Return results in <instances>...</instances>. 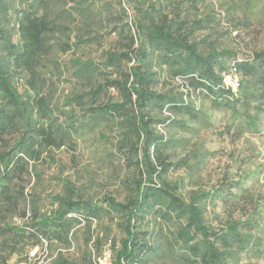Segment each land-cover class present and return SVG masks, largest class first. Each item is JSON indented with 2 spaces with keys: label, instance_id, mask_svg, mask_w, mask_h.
<instances>
[{
  "label": "trees",
  "instance_id": "trees-1",
  "mask_svg": "<svg viewBox=\"0 0 264 264\" xmlns=\"http://www.w3.org/2000/svg\"><path fill=\"white\" fill-rule=\"evenodd\" d=\"M49 1L0 0V199L20 211L22 220L0 226V235L13 244L70 245L76 223L90 226L96 220L104 230L90 242L91 231L84 244L98 251L108 242L111 264H149L164 257L178 264H231L240 252L257 250V226L249 216H229L216 225L206 216L208 203L233 186L184 192L181 182L169 177L187 161L172 150L184 138L166 129H186L178 114L205 120L190 101L192 93L203 91L240 126L256 127L264 113V49L238 54L200 34L215 21L213 7L200 11L204 0H117L114 12L104 17L94 9L99 0H70L71 6L47 18L41 10ZM60 18L78 20L76 31ZM104 22H112L113 43L98 60H71L78 86L57 100L44 76L47 55L53 48L67 52L99 43L105 36L96 27ZM56 33L60 37L54 38ZM231 63L239 73L236 94L221 82ZM82 123L103 124L112 132L113 150L129 168L123 197L83 196L66 180L51 197L55 207L40 211L31 200L27 214L25 181ZM111 224L119 236L108 235ZM53 264L96 260L90 250L77 259L58 252Z\"/></svg>",
  "mask_w": 264,
  "mask_h": 264
},
{
  "label": "rangeland",
  "instance_id": "rangeland-1",
  "mask_svg": "<svg viewBox=\"0 0 264 264\" xmlns=\"http://www.w3.org/2000/svg\"><path fill=\"white\" fill-rule=\"evenodd\" d=\"M70 0H50L41 10L47 18H53L62 8L71 6ZM117 0H99L94 4L97 16L104 17L114 12ZM200 11L214 8L215 21L200 34L213 40L218 47H226L238 54H248L253 50L264 49V0H204L198 4ZM128 19L133 11L127 8ZM68 23L74 31L78 20ZM96 27L104 34L99 43L81 44L67 52L57 48L46 57L44 76L47 84L52 85L55 97L62 98L78 86L71 75L73 58L100 59L103 49L110 46L116 35L108 33L112 22ZM60 37L58 33L54 38ZM17 37H14L16 40ZM178 83V81H175ZM191 103L204 115V119L190 120L187 116L177 117L186 121V129L170 125L169 134L184 138L182 145L173 150L177 157H185L187 165L170 173L169 177L182 184L184 192L190 189L216 190L220 186H233L230 193L222 197L221 193L207 206L206 216L212 224L232 216H249L256 224L255 233L259 247L254 251L240 252L231 264H264V113L260 115L256 127L240 126L229 109L217 107L212 97L203 92H194ZM238 105V104H237ZM241 129L239 130V128ZM104 134L108 135L105 137ZM110 130L103 124L97 126L80 125L71 135V141L60 148L52 149L53 159L37 163L32 175L25 181L27 214L30 212L28 201H35L40 211L55 207L51 197L61 190L66 180L72 181L83 196L99 198L111 194L121 199L124 194L123 180L129 172L123 158L113 150ZM22 207V202L19 209ZM20 211L7 208L0 199V226L21 223ZM103 222H106L103 220ZM103 223L92 221L90 226L83 221L76 223L70 233V245L42 240L31 245L30 241L18 244L10 243L0 235V264H18L28 260L30 264H53L58 252L69 259H77L84 250H90L93 258L109 255L108 242L100 250L84 244V238L103 232ZM109 236L120 233L111 224ZM149 264H178L168 257L154 259Z\"/></svg>",
  "mask_w": 264,
  "mask_h": 264
},
{
  "label": "built area",
  "instance_id": "built-area-1",
  "mask_svg": "<svg viewBox=\"0 0 264 264\" xmlns=\"http://www.w3.org/2000/svg\"><path fill=\"white\" fill-rule=\"evenodd\" d=\"M221 82L231 93H237L239 86V73L233 63H231L229 68L222 73ZM18 264H30V262L28 260H23ZM96 264H111L109 253L105 252L103 256L97 257Z\"/></svg>",
  "mask_w": 264,
  "mask_h": 264
}]
</instances>
